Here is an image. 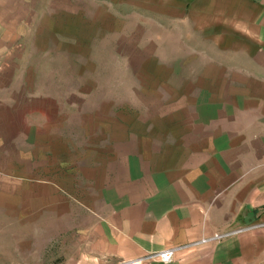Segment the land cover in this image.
I'll use <instances>...</instances> for the list:
<instances>
[{"label": "crops", "instance_id": "obj_1", "mask_svg": "<svg viewBox=\"0 0 264 264\" xmlns=\"http://www.w3.org/2000/svg\"><path fill=\"white\" fill-rule=\"evenodd\" d=\"M150 1L142 8L177 26L163 32L176 48L138 71L129 105L100 100L81 113L85 90L49 87L61 74L38 66L72 54L52 33L78 30L86 10L0 0V207L89 191L96 264L237 229L139 264H264V0Z\"/></svg>", "mask_w": 264, "mask_h": 264}, {"label": "rangeland", "instance_id": "obj_2", "mask_svg": "<svg viewBox=\"0 0 264 264\" xmlns=\"http://www.w3.org/2000/svg\"><path fill=\"white\" fill-rule=\"evenodd\" d=\"M78 1L87 18L78 30L60 36L52 33V41L70 43L72 54H68L67 62L54 57L59 63L38 66L45 74H61L59 80L44 84L52 88L59 82L62 89H84L77 100H82L81 113L100 100L111 103V108L116 107L117 100L129 105V99L138 94L140 70L153 57L157 59L153 61L161 62L169 54L167 50L176 48L177 40H170L163 32L176 33L177 26L163 25L158 13L143 9L144 2L152 4L150 0H120L117 5L110 0ZM32 37L25 35L27 41ZM43 39L49 40V34ZM65 114L70 121L69 113ZM87 192L85 197L81 192L57 193V199L42 202L36 209L29 205L20 210L13 204L1 205L0 264H96ZM77 197L83 198V206Z\"/></svg>", "mask_w": 264, "mask_h": 264}, {"label": "built area", "instance_id": "obj_3", "mask_svg": "<svg viewBox=\"0 0 264 264\" xmlns=\"http://www.w3.org/2000/svg\"><path fill=\"white\" fill-rule=\"evenodd\" d=\"M241 230L242 229H237L236 231H231V232L215 233L211 237H207V239H201V240L193 241V242L187 243L185 245H180L176 248L163 249V251H161L159 253L148 255L146 258L128 261V262H121L119 264H139L143 260H151V259H155L161 263H169V262H172L175 254L178 253V251H192L193 249H195L201 245L221 241L222 239L227 238L233 234H237V232H239Z\"/></svg>", "mask_w": 264, "mask_h": 264}]
</instances>
